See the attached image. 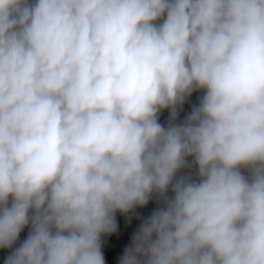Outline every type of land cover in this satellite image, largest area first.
<instances>
[{"label": "clouds", "instance_id": "obj_1", "mask_svg": "<svg viewBox=\"0 0 264 264\" xmlns=\"http://www.w3.org/2000/svg\"><path fill=\"white\" fill-rule=\"evenodd\" d=\"M0 254L264 264V0H0Z\"/></svg>", "mask_w": 264, "mask_h": 264}, {"label": "trees", "instance_id": "obj_2", "mask_svg": "<svg viewBox=\"0 0 264 264\" xmlns=\"http://www.w3.org/2000/svg\"><path fill=\"white\" fill-rule=\"evenodd\" d=\"M198 95V94H194L193 96V100H195V96ZM185 110L187 111L188 110V105H185ZM167 112H165L164 114H162L161 116V121L164 122L166 117H167ZM155 207V204L154 203H150L149 206L145 209H138L137 211L141 213V215H148L151 210ZM139 223V221L137 220H132L130 223H125L124 224V240H125V243L129 242L130 241V238H131V235L132 233L135 231V228L137 226V224ZM26 235V232L24 234H22V237H24ZM21 237V238H22ZM112 245L109 243V244H106L105 246V255H106V259L108 260H111L113 257L112 255L108 254V253H111V250H112ZM108 250V251H107ZM0 255H3V254H0Z\"/></svg>", "mask_w": 264, "mask_h": 264}, {"label": "rangeland", "instance_id": "obj_3", "mask_svg": "<svg viewBox=\"0 0 264 264\" xmlns=\"http://www.w3.org/2000/svg\"><path fill=\"white\" fill-rule=\"evenodd\" d=\"M24 237H22L21 239H23ZM108 251V250H107ZM108 254H110V255H112L111 253H108Z\"/></svg>", "mask_w": 264, "mask_h": 264}]
</instances>
